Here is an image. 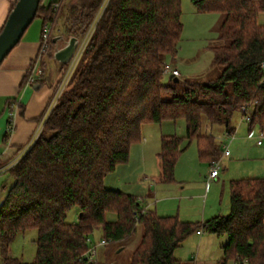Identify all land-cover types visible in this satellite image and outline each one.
I'll list each match as a JSON object with an SVG mask.
<instances>
[{
	"label": "trees",
	"instance_id": "1",
	"mask_svg": "<svg viewBox=\"0 0 264 264\" xmlns=\"http://www.w3.org/2000/svg\"><path fill=\"white\" fill-rule=\"evenodd\" d=\"M44 1L35 17L42 20V36L60 11ZM104 1L80 0L68 12L66 38L81 40L92 32L36 144L9 172L14 183L0 206V264H28L10 251L15 237L26 231L38 232L30 264H86L82 259L96 230L110 244L132 237L138 226L143 233L130 264H182L174 254L198 232L228 237L220 264H264V178L231 181L229 215L197 223L162 217L144 199L105 187L106 177L129 162L143 125L186 121L184 138L161 140L158 158L166 183L174 182L178 161L193 142L202 163L212 165L222 157L217 137L202 133L203 116L233 135L234 112L249 106L254 112L249 130L264 129V24L259 20L264 0H191L199 13L224 16L213 48L222 72L207 83H189L181 95L163 82L164 67H176L184 29L181 0H110L102 9ZM54 49L52 39L47 53ZM61 65L62 76L67 65ZM72 209L78 211L76 223L67 221ZM109 213L115 221L107 220Z\"/></svg>",
	"mask_w": 264,
	"mask_h": 264
},
{
	"label": "rangeland",
	"instance_id": "2",
	"mask_svg": "<svg viewBox=\"0 0 264 264\" xmlns=\"http://www.w3.org/2000/svg\"><path fill=\"white\" fill-rule=\"evenodd\" d=\"M52 1L45 0L44 4L48 5ZM181 7V21L184 29L177 53L174 55L175 68L180 72L177 78L179 81L175 82L176 78L169 76L163 78L165 84L175 86L178 95L182 94L189 83H207L221 74L222 69L216 63V53L213 48L219 44V27L224 19L221 14L197 12L191 0H181ZM259 20L264 24V16L261 15ZM39 24L41 19L36 18L27 29L26 36L31 34ZM55 32L56 28L50 34L51 41L54 39ZM90 34L81 39V44L88 40ZM67 39L65 37L61 45V41L55 44L52 57L56 48H61ZM51 56L47 53L44 57L48 65ZM48 65L47 79L56 75L59 67L62 66L60 63L57 64V68ZM243 117L241 111L233 114L231 127L234 129V139L231 144L224 142L229 145L230 155H222L218 160L219 180L211 182L208 190L206 181L211 165L199 160L195 142L188 146L178 161L174 182L166 183L161 180L158 154L161 150L162 137L175 135L184 138L187 132L184 119L143 125L142 139L139 143L132 145L129 162L118 166L115 172L106 177L105 187L134 195L146 200L147 203L151 202L152 209L156 210L160 216H178L184 222L197 223L219 215H229L230 182L248 178H264V129L256 126L253 130H249V123L243 120ZM202 133L219 137L218 141L224 150L222 137L226 135V132L223 126L211 125L207 117L203 116ZM260 135H263V139L262 144L258 145ZM186 145L187 142L184 141V146ZM3 151L2 147L0 156L4 158L2 160L4 164L7 154L3 156ZM13 182L14 179L10 173L0 175V204ZM107 220L115 221L116 215L107 214ZM67 221L68 223L78 221L77 209H72L67 214ZM142 233V227L138 226L132 237L99 247L95 260L101 264H130L133 251ZM91 239L92 246H97L102 240L101 230H96L91 235ZM37 240L36 230L18 234L10 244L11 255L23 263H32L37 254ZM227 243L226 236L194 233L176 250L174 256L181 260L182 264H220L223 258V247ZM1 259L0 255V261ZM228 264H234V262L230 261Z\"/></svg>",
	"mask_w": 264,
	"mask_h": 264
},
{
	"label": "crops",
	"instance_id": "3",
	"mask_svg": "<svg viewBox=\"0 0 264 264\" xmlns=\"http://www.w3.org/2000/svg\"><path fill=\"white\" fill-rule=\"evenodd\" d=\"M16 2L17 0H0V31ZM52 2L59 4L60 11L57 22L51 27V32L56 28L55 36H63L65 38L70 21L68 12L71 7L77 6L78 3L80 4V0H53ZM27 31L20 43L0 65V149L3 147V156L7 154L5 163L13 159L19 150L32 138L54 96L56 86L62 74V66H60L58 73L47 79L48 63L46 60H43V75L38 80L40 82L29 86L26 84L22 86L27 69L38 55L40 49L42 20L41 24L31 34L26 36ZM55 36L54 38H57ZM49 59V65L57 68L59 62L54 57H50ZM17 104H19V110L14 118L15 130L13 133H8L12 107ZM217 140H220V138L217 137ZM2 160L4 158L0 156V165L3 164ZM215 180H219V176ZM147 206L149 209H152L153 204L150 202L147 203Z\"/></svg>",
	"mask_w": 264,
	"mask_h": 264
},
{
	"label": "built area",
	"instance_id": "4",
	"mask_svg": "<svg viewBox=\"0 0 264 264\" xmlns=\"http://www.w3.org/2000/svg\"><path fill=\"white\" fill-rule=\"evenodd\" d=\"M109 1L110 0L104 1L102 9H104L106 7V5L109 3ZM55 7H56V9H59L60 6H59V4L56 3ZM91 32H92V30H90L89 33H91ZM50 34H51V26L48 24L44 28L42 41L40 44V49H39L38 55L36 56V58L33 61L31 73H30V75H29V77L25 83L28 86L36 83L43 75L42 64H43L44 57H45V55L48 51V48H49V42H50V37H51ZM87 41L83 42V44H81V42H80V46H79L75 56L73 57L71 62L69 64H67V68L64 71L63 75L61 76V78L59 79V82L56 86L54 96H53L48 108L46 109L44 115L42 116V118L38 124V127H37L36 131L34 132L32 138L21 150H19V152L16 154V156L13 159L6 162L5 164L0 165V175L9 173L12 169H14L25 158V156L32 150V148L36 144L38 138L41 135V132L43 130L45 123L48 121L54 107L57 104V101L59 100L60 96L62 95L64 89L66 88V86L70 80V77H71V75H72V73H73V71H74V69L78 63V60H79V58L83 52V49L85 48ZM260 68L264 71V62L260 65ZM164 75L165 76H171L173 78H178L180 76V72L172 64H167L164 67ZM18 110H19V104L12 107V112L10 114V124L8 127V133H13L15 130L14 118H15V115L18 112ZM242 113L244 116L243 120H245L246 122L249 123L253 117V113H254L253 109L249 106H244L242 109ZM225 136L223 137L224 138L223 144H224V142L231 144L233 139H234V134L233 135L226 134ZM262 139H263V135H260L258 138V145L262 144ZM223 149H224L223 150V156H229L230 155L229 145L225 143ZM219 171H220V166H219L218 161H216L211 165L210 174H209V177L207 179V189L209 188V185L211 184V182H213L219 176ZM147 207L143 211L144 214L147 211ZM197 234H202V232H198ZM92 243H93V241L90 238L89 239V244H90L89 250L84 255V257L82 259V262H84L86 264H90V263H93L95 261V258L97 256V250L99 247H103V246L108 245V242L103 240V239L101 240V242L97 246H92Z\"/></svg>",
	"mask_w": 264,
	"mask_h": 264
},
{
	"label": "water",
	"instance_id": "5",
	"mask_svg": "<svg viewBox=\"0 0 264 264\" xmlns=\"http://www.w3.org/2000/svg\"><path fill=\"white\" fill-rule=\"evenodd\" d=\"M41 0H18L0 34V65L20 43L25 32L35 20ZM60 36L53 39L55 44L63 41ZM81 40L72 36L61 48H56L53 57L60 64L67 65L75 56ZM179 80L176 78L175 82Z\"/></svg>",
	"mask_w": 264,
	"mask_h": 264
}]
</instances>
